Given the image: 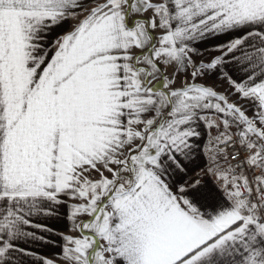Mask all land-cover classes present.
Segmentation results:
<instances>
[{"label":"snow or ice","instance_id":"1","mask_svg":"<svg viewBox=\"0 0 264 264\" xmlns=\"http://www.w3.org/2000/svg\"><path fill=\"white\" fill-rule=\"evenodd\" d=\"M0 264H264V0H0Z\"/></svg>","mask_w":264,"mask_h":264},{"label":"crops","instance_id":"2","mask_svg":"<svg viewBox=\"0 0 264 264\" xmlns=\"http://www.w3.org/2000/svg\"><path fill=\"white\" fill-rule=\"evenodd\" d=\"M202 180L209 188L213 187V182L211 180V177L205 176V177H202ZM58 227H60L61 230H64L63 226H58ZM56 239L59 241L58 237H56ZM36 251L38 254H43V255H46L50 258L56 259V258H58L57 254L60 252V248L57 247L56 245H49V246H46L43 248H38V249H36Z\"/></svg>","mask_w":264,"mask_h":264}]
</instances>
